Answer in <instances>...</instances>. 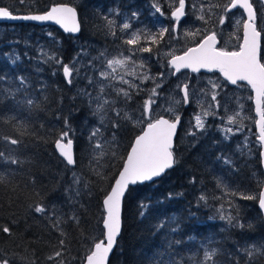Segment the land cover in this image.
I'll return each instance as SVG.
<instances>
[{
	"label": "snow or ice",
	"instance_id": "1",
	"mask_svg": "<svg viewBox=\"0 0 264 264\" xmlns=\"http://www.w3.org/2000/svg\"><path fill=\"white\" fill-rule=\"evenodd\" d=\"M18 2L24 4L25 0H18ZM256 2L257 0H227L226 3L223 0H168V2L153 0L151 15L155 21L151 28L133 27V20H139L138 12L126 16L121 24H117L114 18H110L121 15L118 9H110L109 13L102 17L107 33L114 37L113 42L119 40L120 43L116 45L115 55L109 54L105 49L88 60L92 75H85L84 78L88 80L92 91L80 90V94L88 98L91 114L98 121V125L92 128L88 136L92 150L90 165L94 164L96 168L102 167L101 159L109 154L111 160L118 159V142L115 131H113L111 140H107L101 131V129L106 130L109 124L114 130L119 129L123 110L116 107L118 101L122 98L127 104L141 93H144L146 98L141 105L139 117H129L127 112H123L124 119L135 118L137 123L142 124V130L131 143L130 151H127L126 156L119 158V168L110 178L109 188L102 201L105 215L102 217L101 237L94 238L91 248L86 253L84 264H109L110 254L113 253L122 230V203L131 187L151 182L175 166L177 160L174 144L182 124V115L179 111L182 106L195 103L200 108V112L194 116L196 130L206 132V118L218 119L220 124L216 127L224 132V138L228 139V134L234 135L243 130V119L240 112L229 107L228 89L250 88L255 93L254 97L250 96L249 99H254L255 112L259 117L255 122L258 127L256 140L261 149L259 155L264 162V62L261 56V40L264 36V0H258L259 9L256 7ZM237 13H240L239 19L235 18ZM160 17H164L167 23H162ZM189 17H195L193 25L197 21L202 22L201 27L196 28L195 31L191 27L186 28ZM3 19L53 22L65 33L81 31L77 9L65 3H54L42 14L17 15L9 7H0V20ZM229 22H232L236 30L234 35L238 43L231 48L218 46L220 45L218 38L224 35L223 26ZM209 24L212 26L205 27ZM47 35L51 37L53 43H60L53 33L49 32ZM181 35L198 36L199 38L193 39L191 46L177 47ZM165 48L168 51H162ZM41 51L45 62H54L58 65V70L62 71V76L69 85L80 77L81 67L78 65H83V62L78 58L81 55H88L81 50L70 63L66 64L55 54L50 55L43 52V49ZM7 59L15 64L19 57L9 55ZM161 61H163L165 71L152 75L150 65L161 64ZM183 70L200 75H203V72L212 73L216 78L209 77L205 86L200 87V76H188ZM55 74L54 72L53 75ZM181 76L184 77L183 80L180 79ZM170 77H175L179 82L173 90L174 95L169 99L168 105L162 107L157 100L160 98L165 80ZM6 78V75L0 74V80ZM17 79L20 87L16 91L23 90L27 93V78L21 75ZM193 80L195 84L192 83ZM149 84L152 85L150 89ZM6 92L8 95H13L8 90ZM113 96L115 98H111ZM3 99L4 96H0V101ZM232 99L238 102L240 109L243 108V105L239 104V97L233 95ZM24 102L31 106L36 101L33 98H27ZM113 112L115 118L110 119L109 114ZM73 133L74 129L69 119L65 118L63 130L54 141V146L66 162V166L74 168L78 164V159L74 155ZM187 134L195 136L197 133L190 130ZM0 139L11 145L22 143L20 139L12 136H2ZM217 159L224 160L226 164L231 163L223 156ZM0 160L14 165L22 163L17 158L5 156L3 151H0ZM73 181L80 184L82 177L73 172ZM192 182H195V178ZM32 183L35 184V179ZM84 186L87 187V183ZM217 188L220 189L221 195H213L212 199L222 201L217 212L219 219L226 221L228 225L241 229L245 227L240 222L239 206L234 203L237 195L243 200H257L259 209L264 213V190L259 191L257 195L245 194L239 192L238 189L233 191L221 179L217 180ZM76 194H79V190ZM226 197H232V199H226ZM198 201H203L207 206L208 197L202 194L198 197ZM225 203L237 214L226 211ZM148 207L149 205L141 202L140 215L142 217L146 214ZM30 212L46 216L53 221L51 224L53 230H60L61 238L58 241V249L46 259L49 264H66L63 259L67 250L65 234L61 228L63 220L56 215L55 206L50 209L46 204L34 203L30 207ZM70 219L78 222L75 216ZM168 223H175V221L174 219L171 222L162 220L156 225V230L160 231ZM248 227L251 228L252 225L249 224ZM178 229L179 225L176 224L169 230L177 232ZM0 234L8 237L14 235L10 225H0ZM172 243L179 244L181 241L175 240ZM237 251L244 253L246 264H254V257L264 256V243L252 244ZM216 255V249L205 248L204 259L199 264H216L213 259ZM0 264H16L15 254L9 256L0 252ZM32 264H36V261L33 260ZM236 264H239V259H236Z\"/></svg>",
	"mask_w": 264,
	"mask_h": 264
},
{
	"label": "trees",
	"instance_id": "2",
	"mask_svg": "<svg viewBox=\"0 0 264 264\" xmlns=\"http://www.w3.org/2000/svg\"><path fill=\"white\" fill-rule=\"evenodd\" d=\"M78 10L82 25V34L78 37L65 34L61 29L54 27L51 33L57 37L60 43H53L51 37L47 35L49 32L45 30L34 31L32 35L28 31L29 37L25 39L23 32L14 31L13 33L18 38H13L11 41L2 40L0 58L4 62L0 61V74L8 76L9 79L12 76V71L16 74L18 72L25 74L26 70L31 69L32 60L26 57V44L30 45L31 53H35L39 45L45 44L50 50V55L55 54L62 58L63 63L66 64L70 63L78 52L81 50L86 52L90 48L91 43L88 42L90 33L98 44L108 45L110 40L105 22L91 28L80 4ZM18 26L19 29L31 27L30 25ZM180 41L182 40L180 39ZM69 47H73L75 51L70 52ZM10 48L11 51H9ZM14 51L23 57L21 61L12 64L7 57ZM6 53L10 54L5 57ZM41 56L48 71L40 81L35 80L29 90V92L32 90L31 98L36 101L30 106L32 111L28 112L23 117L24 119H17V117L11 119L14 117L13 113L19 111L18 103H25L24 101L27 99L21 98L22 93H16L9 97L11 100L9 104L0 101V137L12 136L22 141L20 145H11L0 139V151H3L5 156L17 158L22 162L19 165H14L0 160V225H10L14 233L12 237L0 234V252L7 255L15 253L25 259L21 260L16 256V264H32L33 260L36 261V264H49L46 258L58 249V241L61 238L60 230L56 231L53 236L48 229H45L50 220L41 214L31 213L30 207L34 203H43L49 204L51 209L53 200L67 178L60 175L63 164L72 174V178H67L69 189L72 190L68 197L61 202V208L55 209L56 215L60 216L61 211L69 207V215L75 216L78 221L74 222L70 219L74 228L69 227L71 232H69V238L66 239L67 250L63 259L66 264H83L94 238L101 237L102 217L105 215L102 201L109 188L110 178L119 168V158L125 157L127 151H130V145L134 142L136 135L140 134L142 125L135 124V118L124 119L123 114L119 129L114 130L109 124L107 129L102 132L105 138L108 137V140L112 139L113 131L116 133V140L119 133L118 159L111 160L109 154L101 159L100 163L103 166L99 168L83 166L80 154L83 156L81 148L87 139L85 135H79V140H77L73 135L76 140L78 164L74 168L66 166V162L63 161L54 146V141L61 132L54 124V117L57 116L56 92L60 89L69 106L75 109L77 102L84 103V99H82L84 96L80 94V90L87 89V87L84 83L67 84L62 76V71L58 70V65H55L54 62H45L43 54ZM85 57L82 55L78 59L84 62ZM150 70L151 73L158 74L165 71V68L160 64L155 66L151 64ZM54 72L55 75H53ZM40 82L45 84V88L48 90L47 96L39 92ZM55 84H61L64 88H59ZM167 88L168 85H165L160 93L165 100L169 96ZM118 103H123L122 98ZM139 114V107H134L133 117H139ZM110 116V119H114L115 113H110ZM188 130L189 126H183L177 139L176 167L154 183L138 184L131 187L124 201L123 233L110 264H194L203 261L206 246L217 250V255L214 257L216 264H236V259H239V264H246L244 253H238L237 250L244 248V245L247 244L251 246L256 242L264 243V217L258 207L257 200H243L239 198V195L235 198L234 203L239 206L240 222L245 225L243 229L215 220L211 208L212 201H214L213 195H221L220 189L217 188L218 179L229 185L233 191L238 189L239 192L245 194L250 193L249 190L241 187L247 184L254 186V193L251 195H257L259 191L263 190L264 183H258L264 182V170L259 155L261 150L258 149L253 153V156L255 154L254 158L248 156L237 158L235 166H231V169L216 168V132L198 130L195 137L187 139L185 133ZM238 144H242L240 139ZM207 162H211L212 165L206 164L203 174L200 168ZM93 168L96 169L94 172L103 178L102 180L85 174V170ZM217 170L219 172L223 170L227 178H217ZM78 171L79 173H77ZM73 172L83 178L78 195L76 194L77 184L73 181ZM211 175L216 176L213 178L210 177ZM193 178H195L194 183L192 182ZM33 179H35L34 185ZM85 183H87V187L84 186ZM233 184L238 187L234 188ZM202 194L208 197L207 206L203 201H198V197ZM226 199H232V197H226ZM76 200L78 203L74 205ZM141 202L149 205L143 217L140 215ZM221 202L216 200V205H220ZM245 204H249L252 212L256 215L259 227L257 231L248 232L250 229L248 218L243 211ZM178 205L180 207L176 208ZM225 205L228 206L227 203ZM91 209L94 210V216H87L86 211ZM166 209L169 210L166 211ZM158 212H161V215L158 216ZM233 212L235 215L237 214L235 210ZM156 216L160 218H156ZM42 218H46L44 223ZM173 219L175 223H168L160 231L156 230V225L162 220L171 222ZM94 224L96 231L92 230ZM176 224L179 225L178 231L171 232L169 229L175 227ZM84 237H88L86 242H84ZM175 240H180L181 243H172ZM170 244L171 246H169ZM223 251L227 252V258L224 257ZM230 255L234 258L230 259ZM254 264H264V256L254 257Z\"/></svg>",
	"mask_w": 264,
	"mask_h": 264
},
{
	"label": "rangeland",
	"instance_id": "3",
	"mask_svg": "<svg viewBox=\"0 0 264 264\" xmlns=\"http://www.w3.org/2000/svg\"><path fill=\"white\" fill-rule=\"evenodd\" d=\"M42 1L45 2L43 4V6H42L43 10L49 9V7L51 5H53L54 3H66V2H69V1H62V0H61L62 2L59 1V0H42ZM97 1H98V8L94 12H88L87 11V9L85 7L84 0H73V1H71V2H73L75 4H77V5L80 4L82 9L85 11V18H87L88 23H89L91 28L95 27L99 23H104L105 21L102 19V17L104 15L108 14L110 9H112V10L118 9L119 12L121 13L120 16L110 17V18H114L116 20L117 24H121L124 21V18L126 16H129L128 14H124L121 11V9L119 7V3L116 2V1L115 2H108L107 0H105L106 1L105 8L103 7V3H101L99 0H97ZM167 2H168V0H167ZM33 3H34V0H30L31 6L33 5ZM258 4H259V2L257 0L256 5H258ZM127 7L129 8L130 5L127 4ZM148 8H150V7H148ZM259 8H260V4H259ZM235 18L239 19L240 18V13H237ZM194 20H195V17H189L188 18V24L185 25V27L186 28L187 27H191L193 31H195L196 28L201 27V23L202 22L197 21L193 25V21ZM154 21L152 23H150V24L145 23L144 21H142V24L143 23L144 24L140 25L139 21L133 20V27L143 28V27L147 26V27L151 28L153 26V24H154ZM160 21L162 23H167V20L164 17H160ZM213 23H214V20H213ZM211 26L212 25L209 24V25H206L205 27H211ZM19 30H20L19 28L13 27L12 28V32L0 33V43L2 42V40H5V39H8L9 41H11V40H13V38H18V36L15 33H13V32L14 31L19 32ZM43 30H44L43 28H39V29H35V30L31 29V30H29V33H30V35H32V33L34 31L41 32ZM223 31H224V35L222 37V42H220L219 46H222V43H223V46H227V47L231 48V45H236L238 43V41L236 39V35H234L236 30L233 27L232 22L226 23L223 26ZM117 35H119V32H117ZM28 37H29V34H26L24 36V39L28 38ZM198 38H199L198 36L197 37H193L191 35H187V36L181 35L180 39L182 41H180L179 44L176 45V46L177 47H183L185 45L191 46L192 40L193 39H198ZM109 40H110V42H109L108 45L98 44L97 41L93 40L92 33H90V37L88 38V42L91 43V46H90L89 49L86 50V53H88V55H86V57L84 59V62H83V65H78V67H81V74H80V77H78V78H76L74 80L73 84L74 83H79V84L84 83V85L87 87L86 90L92 91V88L89 87V85H88V80L84 78L85 75H92V72L89 70L87 62H88V60L91 57L97 56L100 51H103L105 49H107L109 54L115 55L116 51H117L116 45L119 44L120 41L116 40L115 43H114L113 42L114 41V37L111 36V35H109ZM25 47H26V53H27L26 57L28 59L32 60L31 69L30 70H26L25 74H22L21 72H18L16 74L15 72L12 71V76L9 79H8V76H7V78H6L7 80L5 79L6 81H4V82H2L0 84V96H4V99L2 100V102H4L5 104L6 103L9 104L10 101H11V100H9V97L13 96V95H8L6 90L12 92L13 94L22 93V95H21L22 99L29 98V97L31 98L32 97V90L30 92H29V90H30L32 84L35 82V80L38 79L37 81H40L41 78L45 77L46 76V72L48 71L46 66H45L46 63H44V60H43V58L41 56V54H42L41 49H43V52H47V53L50 54V50L47 47V45H45V44L39 45L36 48V52L35 53H31L30 52V50H29L30 45L26 44ZM0 48H2V47L0 46ZM68 50L70 52H74L75 51V49L73 47H69ZM9 51H11V48L9 49ZM162 51L166 52V51H168V49L165 48V49H162ZM6 54H5V56H6ZM12 55H13V57H16V56L19 57V59H17L16 62L21 61V59L23 57L17 51H14ZM145 55H147V54H145ZM262 60L264 62V47H263ZM0 61H2V63L4 62V60L2 58H0ZM155 65L156 64H154V63L152 64V66H155ZM160 66H163V64H160ZM51 67H52V65H51ZM0 71H1V66H0ZM184 72H185L186 75L191 76V77L200 76V79H201L200 87H204L205 86V82L207 81V79L209 77H212L213 79L216 78V76H214L212 73H207V72H203V75L192 74L188 70H184ZM151 74L152 75H157V74H154V73H151ZM21 75H23L24 77L27 78V93H25L23 90L16 91V89L20 87L19 80L17 79V77H19ZM216 75H219V74H216ZM47 78H48V76H47ZM180 79L183 80L184 77L181 76ZM178 82L179 81L175 77H170L167 80H165V82L163 84V87L165 85H168L167 91H168V95L169 96H168L167 100H165V98L161 97V94H160V98L157 100V103L159 105L163 104L162 107H166L168 105L169 99L174 95L173 90L175 89V86H176V84ZM192 83L195 84V80H193ZM242 83L246 84V82H242ZM73 84H71V85H73ZM55 85L57 87H59V88H64L61 84H55ZM48 87H49V84H48ZM151 87H152V85L149 84L148 88L150 89ZM39 92L43 93L45 96L48 95V90H47V88H45V84H43V82L39 83ZM54 93H55V91H54ZM251 93H252V90L250 88L236 89V88L233 87V88L228 89V98H229L228 99V103H229V107L236 109V111H239L240 112V116L243 119V130L238 132V133H236V134H234V135L231 134V136H240L241 134H243L244 130H245L244 128H245V122L246 121H249V122L252 121L254 127L256 125L255 122H256V120H258V117H257L256 113H254V107L252 106L251 115L248 114V113L245 114L246 103L244 101V97H246V98H248V100H250L249 97L251 96ZM56 95H57V106H56V114H57V116L54 117V124L62 131L63 127H64V120H65V118H68L70 123H71V125H72V127H73V129H74L73 135L77 138V140H79L78 139L79 135H85L86 139H87V142L81 148L83 156L80 154V157H81V159L83 161V166L84 167H88V168H92L93 166H96L94 164L90 165V160L92 159V150H91V148L89 146L88 136H89V133L92 130V128L94 126L98 125V121H97V118L94 117L91 114V109H90V106H89V103H88V98L86 96H84V98H82V99H84V103L82 104L80 102H77L75 104V109H74V108H71L69 106V104H68V101H66L64 99L60 89L56 92ZM233 95H235L236 97L240 98L239 99V104L243 105L242 109L239 108L238 102L235 99H232ZM145 98H146L145 94L141 93L140 95L134 97L133 101H129L127 104H125L124 102L123 103H118L116 105V107L123 110L122 114H123V112H127L129 117L130 116L133 117L134 107H139V112H140L141 105L144 103V99ZM177 98H178V96H177ZM18 104H19V107H18L19 111H15L13 113V115H14V117H17V119L18 118L24 119L23 117L28 112L32 111V108L29 105H27L26 103H18ZM92 107H95V106L92 105ZM183 110H185L186 113H183ZM82 111H84V112L82 113ZM157 111H160V109H157ZM179 111H180V114L183 115L184 124L189 126L188 132L191 130V131H196V133H197L198 130H196L195 127H194V123H195L194 116H195V114L200 112V108L195 103H189L187 106H182L179 109ZM229 114H232V113L229 112ZM109 116H110V114H109ZM135 124L139 125L140 123H137V120H135ZM206 127H207V131L212 130V131L216 132V119H214V118H206ZM101 131L104 132L105 129H101ZM256 131H257V126H256ZM256 131H255V129H252L248 133L247 138L246 137L242 138L241 139V141H242L241 145L236 143V145H235V154H236V156L232 160H231V157L227 158V160L231 162V163L227 164L228 166H230L229 167L230 169L232 168L231 166H235L237 158H239V157L240 158H242L243 156H248V157H252V158L255 157V154L253 156V153H255L258 149H260L259 143H258V141L255 138L256 135H257ZM187 133H185V137L187 139L196 136V135L195 136L188 135ZM106 139L108 140V137H106ZM119 139H120V137H119V133H118L116 141L118 142ZM230 141H231V139L229 140V142ZM118 145H119V143H118ZM206 164L212 165L211 162H207V163H205V165H202L201 168H200V171L203 172V174H204L205 169H206ZM223 167H224V165L222 166V168ZM223 172H224L223 170H221L220 172L217 170V174H216L217 178H227L226 175ZM77 173H79V171ZM85 174H88V175H90L92 177H95V178H100L101 180L103 179L97 173H95L94 171L89 170V169L85 170ZM60 175L63 176V177L72 178V174L67 170V168L63 164H62V167H61ZM216 175H211L210 177L214 178ZM67 178H66V181L64 182L63 186L61 187L60 192L58 193L56 198L53 200V205L52 206H55L56 210H59L61 208V206H60L61 202H63L68 197L69 193L72 190V189H69V184L67 183ZM82 180H83V178H82ZM237 182H239V181H237ZM80 186H81V183L77 184L76 185V189L79 190ZM233 186H234V188L238 187L235 184H233ZM209 188H210V190H212L211 186H209ZM241 188H244V189L247 188L249 190V192H250V193H247V194L251 195L252 193H254V186L252 184H247L245 186H242ZM191 193L193 194L194 191L191 192ZM228 198H231V197H228ZM77 203H78V200H76L74 205H77ZM48 206H50V205L48 204ZM219 206L220 205H216V200L212 201L211 208H212V212L214 214L215 220L217 219V220L223 222L224 224H227L226 221L219 219V214L217 212V209L219 208ZM177 207H180V206L178 205V206H176V208ZM224 207H225L226 211H232L233 212V209H229L228 206L224 205ZM93 209L86 211L87 216H90V215L94 216V210ZM168 210L169 209H166V211H168ZM243 211L247 215L248 223L252 225V227L249 229L248 232L257 231V229L259 227H258V224H257V221H256V215L252 212L251 207L249 206V204H245L243 206ZM69 212H70V208L68 207V208H64L61 211V214H60V216H61V218L63 220V223L61 224V228L63 229V232L65 234V236H64L65 239L69 238V236H70L69 232H71V229L74 228L73 225H71V223H70V218L73 217V216H70ZM233 214H234V212H233ZM157 215L158 216L161 215V212H158ZM158 216H156V218H160ZM45 219L46 218H42V222L43 223L45 222ZM52 223H53V221H49L48 224L46 225L45 229H48L53 234V236H55V232L58 231V230H53V228L51 227ZM69 227H71L70 230H69ZM92 230L96 231V225L95 224H94ZM60 237H61V234H60ZM87 238L88 237H86V238L84 237V242H86L88 240ZM254 244L259 245V244H261V242H256ZM244 246L246 247V246H250V245L247 244V245H244ZM205 248L210 249L208 246H206ZM222 253H223L224 257L227 258L226 257V255H227L226 253L227 252L223 251ZM150 255H152V253H150ZM9 256H12V255H9ZM15 256H17L21 260H25L23 257H21L18 254H15ZM229 258L232 259L234 257L232 255H230ZM194 264H199V263L196 262Z\"/></svg>",
	"mask_w": 264,
	"mask_h": 264
},
{
	"label": "flooded vegetation",
	"instance_id": "4",
	"mask_svg": "<svg viewBox=\"0 0 264 264\" xmlns=\"http://www.w3.org/2000/svg\"><path fill=\"white\" fill-rule=\"evenodd\" d=\"M61 1V0H59ZM64 1H69L68 3H73L71 1L73 0H64ZM101 3H103V7L105 8L106 6V1L105 0H99ZM108 2H118L119 3V7L121 9V11L124 14H128L129 16L131 15V13L133 12H138L139 13V24H142V21H144L145 23H152L155 18L151 15V13L153 12V8L151 7L153 0H107ZM165 2H167V0H165ZM223 2H227V0H223ZM45 2H43L42 0H34L33 5L31 6L30 4V0H25L24 4H20L18 2V0H0V7H9L10 9H13L15 14L17 15H24L25 14H42L44 11L42 9V6ZM67 4V3H65ZM127 4L130 5V7H127ZM85 7L87 9L88 12H94L95 10H97L98 8V1L97 0H85ZM150 7V8H148ZM256 7L259 9V4L256 5ZM48 10V9H47ZM18 25H30L31 27H22L20 28L19 31L23 32L24 35L28 34V31L33 29H39L44 27L43 29L47 32H51L54 30L55 26H47V25H39L36 23H12V22H7L5 21V19L0 20V33H8V32H12V28L16 27L18 28ZM56 28L60 29V27L56 26ZM119 32V31H117ZM65 33V32H64ZM66 34V33H65ZM220 39V38H219ZM220 42H222V38L220 39ZM223 46V43H222ZM233 45H231L232 47ZM263 47H264V36H262V53L261 56L263 55ZM10 54L7 53L6 56ZM5 56V57H6ZM6 81L5 79L0 80V84L2 82ZM251 97H254V92L252 91L251 93ZM244 101L246 103V110H245V114L248 113L251 115L252 113V106L254 107V113L255 112V104H254V99H250L248 100V98L244 97ZM189 111V110H188ZM186 113V112H183ZM183 118V115H182ZM220 121L218 119H216V125H219ZM183 126H187L186 124H184V118L182 121V125H181V129L183 128ZM180 129V131H181ZM244 133L241 134L240 136H231V134H228V139H225V133L218 130V128L216 127V167H222L224 165L225 168H229L230 166H228L224 160L221 159H217V157L219 156H223L225 159L231 157V160L236 156L235 154V145L236 143L240 142L242 143L241 139L246 137L248 133L252 130L255 129L256 131V125L254 127L253 122H249L246 121L245 122V128H244ZM179 131V134H180ZM257 134V131H256ZM239 137V138H237ZM256 138V137H255ZM231 139V141L229 142V140ZM177 147V144H176ZM76 158H77V154H76ZM78 159V158H77Z\"/></svg>",
	"mask_w": 264,
	"mask_h": 264
},
{
	"label": "water",
	"instance_id": "5",
	"mask_svg": "<svg viewBox=\"0 0 264 264\" xmlns=\"http://www.w3.org/2000/svg\"><path fill=\"white\" fill-rule=\"evenodd\" d=\"M71 6V5H69ZM71 7H74V6H71ZM76 8V7H75ZM78 13V11H77ZM78 19H79V14H78ZM5 21L7 22H12V23H36V24H39V25H55L53 22H36V21H24V20H9V19H5ZM80 21V20H79ZM55 26H58V25H55ZM59 27V26H58ZM61 29V28H60ZM63 31V29H61ZM64 32V31H63ZM82 33V25H81V31L79 33H66V34H71L73 36H80ZM261 52H262V40H261ZM184 71V70H183ZM203 71V70H202ZM255 95V93H254ZM255 103V102H254ZM258 117V116H257ZM259 119V117H258ZM182 121H183V118H182ZM182 125V124H181ZM180 129H181V126H180ZM179 129V131H180ZM257 130H258V127H257ZM179 135V133H178ZM176 144H177V139L175 141V144H174V148H176ZM58 151V150H57ZM74 155L76 156V143H75V140H74ZM176 156V155H175ZM62 158V157H61ZM176 167V164L173 168L169 169L166 171L165 174H163L162 176L158 177V178H155L153 181L151 182H146V183H154L156 182L157 180L161 179L164 175H166L169 171L173 170L174 168ZM262 167H263V170H264V162H262ZM145 184V183H143ZM263 190H264V185H263ZM125 201V200H124ZM124 201L122 203V230H121V233L119 235V237L117 238V243H116V246L114 247V250H113V253L110 254V257H109V264L111 263V260H112V257L116 251V248L118 246V242H119V239L120 237L122 236V233H123V212H124ZM263 216H264V213H263Z\"/></svg>",
	"mask_w": 264,
	"mask_h": 264
},
{
	"label": "bare ground",
	"instance_id": "6",
	"mask_svg": "<svg viewBox=\"0 0 264 264\" xmlns=\"http://www.w3.org/2000/svg\"><path fill=\"white\" fill-rule=\"evenodd\" d=\"M80 12V11H79ZM25 14V13H24ZM93 45V44H92ZM78 109V108H77ZM77 113V112H76ZM87 125V124H86ZM177 156V155H176Z\"/></svg>",
	"mask_w": 264,
	"mask_h": 264
}]
</instances>
